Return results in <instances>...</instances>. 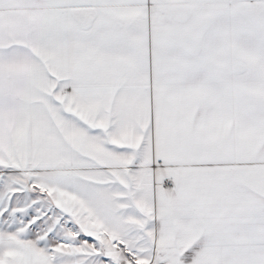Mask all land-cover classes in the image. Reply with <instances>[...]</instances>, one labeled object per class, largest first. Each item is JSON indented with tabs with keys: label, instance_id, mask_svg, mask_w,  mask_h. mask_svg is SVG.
Segmentation results:
<instances>
[{
	"label": "snow or ice",
	"instance_id": "obj_1",
	"mask_svg": "<svg viewBox=\"0 0 264 264\" xmlns=\"http://www.w3.org/2000/svg\"><path fill=\"white\" fill-rule=\"evenodd\" d=\"M0 264H264V0H0Z\"/></svg>",
	"mask_w": 264,
	"mask_h": 264
}]
</instances>
